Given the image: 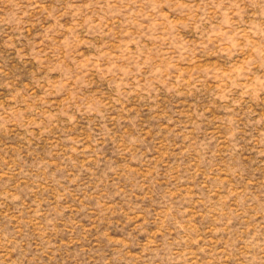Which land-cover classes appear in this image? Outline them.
<instances>
[{
  "label": "rangeland",
  "instance_id": "374dc122",
  "mask_svg": "<svg viewBox=\"0 0 264 264\" xmlns=\"http://www.w3.org/2000/svg\"><path fill=\"white\" fill-rule=\"evenodd\" d=\"M0 264H264V0H0Z\"/></svg>",
  "mask_w": 264,
  "mask_h": 264
}]
</instances>
